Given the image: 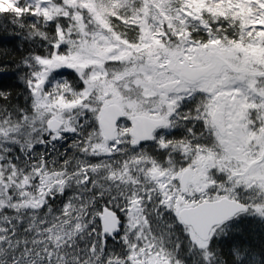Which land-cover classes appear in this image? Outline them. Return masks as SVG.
Masks as SVG:
<instances>
[{
    "label": "snow or ice",
    "instance_id": "6c2138e0",
    "mask_svg": "<svg viewBox=\"0 0 264 264\" xmlns=\"http://www.w3.org/2000/svg\"><path fill=\"white\" fill-rule=\"evenodd\" d=\"M0 264H264V0H0Z\"/></svg>",
    "mask_w": 264,
    "mask_h": 264
},
{
    "label": "trees",
    "instance_id": "16d2710c",
    "mask_svg": "<svg viewBox=\"0 0 264 264\" xmlns=\"http://www.w3.org/2000/svg\"><path fill=\"white\" fill-rule=\"evenodd\" d=\"M6 80H8V78H6ZM8 82H11V81H8ZM253 242H258V239L257 240H254ZM227 243L228 242H225V246L227 247Z\"/></svg>",
    "mask_w": 264,
    "mask_h": 264
}]
</instances>
